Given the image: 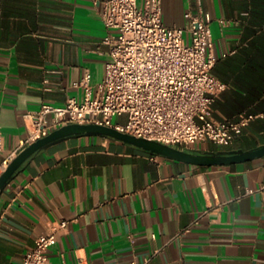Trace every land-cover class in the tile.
Returning a JSON list of instances; mask_svg holds the SVG:
<instances>
[{
    "label": "crops",
    "instance_id": "0c3cea01",
    "mask_svg": "<svg viewBox=\"0 0 264 264\" xmlns=\"http://www.w3.org/2000/svg\"><path fill=\"white\" fill-rule=\"evenodd\" d=\"M106 1L0 0V166L30 145L28 112L83 96L75 83L88 70L95 88L104 80ZM187 11L213 18V73L227 84L215 116L254 115L230 145L205 141L188 150L264 146V0H163L169 26H186ZM53 229L50 264H264V156L206 166L109 136L59 140L31 157L0 196V264H22Z\"/></svg>",
    "mask_w": 264,
    "mask_h": 264
},
{
    "label": "built area",
    "instance_id": "2783aa9c",
    "mask_svg": "<svg viewBox=\"0 0 264 264\" xmlns=\"http://www.w3.org/2000/svg\"><path fill=\"white\" fill-rule=\"evenodd\" d=\"M185 18L186 26L167 25L163 0H146L145 7L139 0H107L103 19L109 32L98 46L100 52L104 45L109 48L104 80L95 88L88 70L75 83L84 88L83 96L70 97L63 106L44 103L28 112L26 144L68 124L95 123L187 150L205 141L230 145L254 115L238 120L215 116V97L227 84L213 73L218 60L213 18L193 11ZM123 117L126 121H119ZM4 146L0 132V151ZM17 153L0 166V177ZM68 223L63 220L60 225L67 228ZM57 239L56 229L41 234L22 264H50ZM131 264L146 263L134 258Z\"/></svg>",
    "mask_w": 264,
    "mask_h": 264
},
{
    "label": "water",
    "instance_id": "95a60500",
    "mask_svg": "<svg viewBox=\"0 0 264 264\" xmlns=\"http://www.w3.org/2000/svg\"><path fill=\"white\" fill-rule=\"evenodd\" d=\"M102 135L137 146L154 155L178 159L198 165L223 166L241 163L264 156V146L252 150H220L207 152H194L177 146L163 143L158 140L137 137L123 132L116 127L101 124L73 123L56 129L50 135L41 138L17 155L0 177V196L12 183L22 166L38 151L59 140L74 136Z\"/></svg>",
    "mask_w": 264,
    "mask_h": 264
},
{
    "label": "rangeland",
    "instance_id": "374dc122",
    "mask_svg": "<svg viewBox=\"0 0 264 264\" xmlns=\"http://www.w3.org/2000/svg\"><path fill=\"white\" fill-rule=\"evenodd\" d=\"M119 121L125 122V121H126V120H125V117H123V118H119Z\"/></svg>",
    "mask_w": 264,
    "mask_h": 264
}]
</instances>
